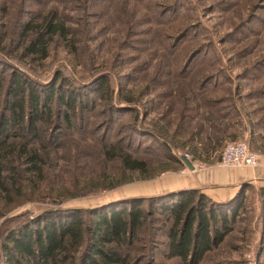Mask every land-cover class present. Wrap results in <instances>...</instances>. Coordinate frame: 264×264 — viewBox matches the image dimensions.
<instances>
[{
    "label": "trees",
    "instance_id": "16d2710c",
    "mask_svg": "<svg viewBox=\"0 0 264 264\" xmlns=\"http://www.w3.org/2000/svg\"><path fill=\"white\" fill-rule=\"evenodd\" d=\"M81 1L84 0H55L54 4L63 6L68 2L71 10L76 11ZM143 1L129 0L128 4L137 9L142 8ZM46 8L20 25L15 53L18 57L14 56V60L20 63L31 57L46 61L56 43L62 45L67 55L80 60L83 54L79 47L81 41L74 36L71 25L55 5ZM142 25L150 26L149 30L161 28L156 34L163 42L167 41L163 29L166 27L159 17L149 18ZM7 42L0 36L2 54H5L3 50ZM162 46V53L172 58V65L165 73L170 81L159 83L165 88L163 93L157 91L158 87L138 90L136 79L131 81L130 88L117 83L115 98L108 76L88 83L91 89L86 87V92L94 94L101 102L99 114L108 113L100 138L87 131L95 125L97 105L86 92H80L82 86L68 83L60 71L44 85L36 83L20 69H8L7 79L5 70L2 71L0 217L28 202L51 206L31 221L4 233L0 241L4 264H141L144 257L137 254L139 249L135 244L146 241V237L150 239V224L159 216H166L165 222L170 221L166 234L168 259L176 260L177 264H200L232 232L230 223L237 218L245 193L251 190L248 186L224 202L213 201L202 191L193 189L108 201L87 210L59 208L71 199L96 196L135 181H150L165 173L176 172L182 166L177 152H184L196 139L213 142L212 152L220 151L227 142L240 138L238 129L241 128L242 132L249 133L250 151L264 155V83L261 81L260 88L254 93L256 96L251 98L256 103L249 105L250 111L244 114L243 124L231 96L215 97L220 84L215 82L209 87V78L213 76L204 77L200 72H192V56L181 62L177 52ZM255 66L261 68L264 65L256 63ZM5 83L7 89L2 95L1 88ZM134 91L138 97H134ZM225 92L228 95V91ZM146 96H153L155 100L143 101ZM164 100L170 101L165 104ZM138 106L142 108L141 113L135 109ZM84 112L86 116L82 115ZM77 113L87 129L84 133L76 129ZM116 113L135 114L137 120L139 116L144 120L150 115L155 116L144 133L138 134L137 127L130 132L158 140L163 151L162 159L136 157L131 149L133 137L125 145L113 141V114ZM53 122L55 126L49 130L48 126ZM63 128L65 130L61 133ZM78 128L80 130L81 126ZM68 130H77L76 139L97 146L96 158L103 167L100 174L77 179L78 164L71 163L69 158L58 157L62 138ZM223 136L227 137L226 141L218 143ZM201 151L205 152V157L194 154L192 160L218 161L219 154L213 157L208 155V149ZM113 164L118 168L113 169L116 173L109 174L108 167ZM116 177L121 180L116 181ZM254 191L263 203L264 188ZM144 202L147 209L142 206Z\"/></svg>",
    "mask_w": 264,
    "mask_h": 264
},
{
    "label": "rangeland",
    "instance_id": "374dc122",
    "mask_svg": "<svg viewBox=\"0 0 264 264\" xmlns=\"http://www.w3.org/2000/svg\"><path fill=\"white\" fill-rule=\"evenodd\" d=\"M54 1L0 2V36L8 41L7 47L5 46L3 50L6 55L0 52V77L5 70L4 77L7 79L8 69L16 68L24 71L36 83L44 85L51 82L55 73L60 71L63 77L68 79V83L82 86L80 92L84 93L86 87L91 89L88 84L90 81L107 76L111 81L115 98L118 91L117 83L130 88V85H133L131 81L136 79L139 83L138 90L141 91L144 87L152 89L158 87L157 91L163 93L165 88L159 83L169 80L165 73L172 65L170 55L162 53V45H165L168 50L178 53L181 62L192 56L190 65L192 72H200L204 77L213 76L212 79L209 78V87L215 82L220 84L215 97L231 96L233 101H239L243 114L250 111L249 105L256 103L251 98L256 96L254 93L260 88L261 81L264 83V66H260L261 68L255 66L256 63L264 65V0H144L142 8L137 9L128 4L129 0H84L78 3L80 6L76 11L71 10V4L68 2L58 6ZM50 5L59 8V13L71 25L76 39L81 41L79 47L83 54L80 60L67 55L62 45L56 43L52 45L46 61L40 62L31 57L21 60L20 63L15 61L13 57H18L15 53L20 25ZM157 17L166 27L163 28L164 36L167 37L166 42L156 34L161 28L149 30L150 26L142 25L149 18ZM6 89L5 83L1 88L2 95ZM225 91H228V95ZM86 93L97 105L93 120L95 125L91 130H87L77 113L76 129L82 133L87 130L91 132L89 135L100 138L104 133V123L108 121V113L99 114L102 111L98 106L101 102L94 94L89 91ZM132 94L138 97L136 91ZM142 99L147 102L155 100L153 96ZM169 101L164 100V103ZM135 109L142 112L141 106ZM82 115L87 114L84 112ZM134 115L113 114V141L125 145L128 139L133 137L131 149L136 157L148 160L162 159L163 151L158 146V140L138 135L149 129L148 123L154 120L155 116L150 115L146 120L139 116L137 120ZM54 126L55 122L48 126L49 130ZM134 127H137L138 134L133 135L130 132ZM64 130L63 128L61 133ZM75 131H65L62 150L58 152V157L69 158L71 163L78 164L79 171L75 175L77 179L79 176L93 177L100 174L103 167L98 164L96 158L97 146L87 140L76 139ZM246 138H249V133L242 132L237 141H244ZM223 148L219 152L217 164ZM183 153V156H190L191 165L200 167L198 162L193 163L189 151ZM108 168V173L113 174L116 173L113 169H117L118 165L113 164ZM83 169L85 170L82 171ZM183 169L187 170L186 167ZM115 180L119 182L121 179L116 177ZM145 182L147 181H135L96 196L71 199L59 208L87 210L108 202L111 198L122 196L130 198L127 194ZM262 200L254 189L245 193L237 218L230 223L232 232L217 249L207 254L200 264H264ZM142 206L148 208L146 202ZM50 208L51 206L42 202H28L1 216L0 241L4 233L16 228L17 225L31 221L45 209ZM85 219L87 220L86 216ZM165 219L166 216L157 217V220L150 224V239L146 237V241L135 244L140 251L137 254L144 257L141 264H177L176 260L168 259L166 234L170 221L165 222ZM0 264H4L1 253Z\"/></svg>",
    "mask_w": 264,
    "mask_h": 264
},
{
    "label": "crops",
    "instance_id": "0c3cea01",
    "mask_svg": "<svg viewBox=\"0 0 264 264\" xmlns=\"http://www.w3.org/2000/svg\"><path fill=\"white\" fill-rule=\"evenodd\" d=\"M240 114V121L244 124L245 118L241 104L236 102ZM242 133V129H238V136ZM241 137V135H240ZM226 136L221 137L218 143L222 144L226 141ZM197 140V139H196ZM194 141L189 144L184 152L189 151L193 156L201 155L205 157L203 148L209 150V156L215 157L220 151H213V142L204 143L203 140ZM175 153V152H174ZM178 155L183 156V152ZM259 155V164L254 169H233L224 168L216 162L204 163L200 160H193V163L198 162L200 167L193 170L188 169L181 161V168L173 173H165L159 178L145 182L142 186H137L127 195L130 198L134 197H152L163 195L172 192H179L184 190H200L210 199L216 202H224L231 200L235 195L245 186L250 189L258 190L264 188V155ZM219 156V155H218ZM184 167L187 170L184 171ZM183 171V172H182ZM126 196L111 198L109 201H115ZM129 198V197H128Z\"/></svg>",
    "mask_w": 264,
    "mask_h": 264
},
{
    "label": "built area",
    "instance_id": "2783aa9c",
    "mask_svg": "<svg viewBox=\"0 0 264 264\" xmlns=\"http://www.w3.org/2000/svg\"><path fill=\"white\" fill-rule=\"evenodd\" d=\"M247 139L244 141L227 142L224 145L220 156L219 165L224 168L233 169H254L259 164V155L250 151ZM183 158L189 162L190 156L184 155ZM193 169L195 166L192 165ZM187 169V168H186Z\"/></svg>",
    "mask_w": 264,
    "mask_h": 264
},
{
    "label": "water",
    "instance_id": "95a60500",
    "mask_svg": "<svg viewBox=\"0 0 264 264\" xmlns=\"http://www.w3.org/2000/svg\"><path fill=\"white\" fill-rule=\"evenodd\" d=\"M180 160L184 163V165H185L186 167H188V169L193 170L192 165H191L189 162H187V161L183 158V156L180 157Z\"/></svg>",
    "mask_w": 264,
    "mask_h": 264
}]
</instances>
